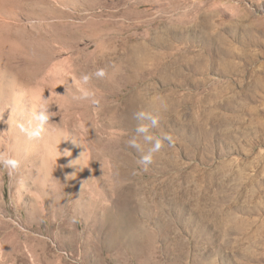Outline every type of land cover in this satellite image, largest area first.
I'll use <instances>...</instances> for the list:
<instances>
[{
	"label": "rangeland",
	"instance_id": "obj_1",
	"mask_svg": "<svg viewBox=\"0 0 264 264\" xmlns=\"http://www.w3.org/2000/svg\"><path fill=\"white\" fill-rule=\"evenodd\" d=\"M0 76V264H264V0H0Z\"/></svg>",
	"mask_w": 264,
	"mask_h": 264
},
{
	"label": "clouds",
	"instance_id": "obj_2",
	"mask_svg": "<svg viewBox=\"0 0 264 264\" xmlns=\"http://www.w3.org/2000/svg\"><path fill=\"white\" fill-rule=\"evenodd\" d=\"M98 79H105L107 73L104 69H97L94 73L82 74L81 87L78 88V95L74 96V99L78 100H92L93 93L86 87L92 77ZM49 105L41 101L37 104L36 108L31 110L26 122L18 123L20 131L29 139L39 138L45 131V126L48 124L50 118ZM133 118L138 121L137 127L135 128V134L127 140V146L134 149L139 154L138 163L145 167L154 163V157L163 148L165 142L169 145L173 143V138L170 134H163L162 136L155 135L152 129L160 127L162 116L159 111H145L143 109L133 113ZM21 161L14 158L10 154L0 153V168L7 171L9 177L15 175L20 168Z\"/></svg>",
	"mask_w": 264,
	"mask_h": 264
},
{
	"label": "bare ground",
	"instance_id": "obj_3",
	"mask_svg": "<svg viewBox=\"0 0 264 264\" xmlns=\"http://www.w3.org/2000/svg\"><path fill=\"white\" fill-rule=\"evenodd\" d=\"M7 75V74H6ZM1 77V76H0ZM2 78V77H1ZM10 80V79H9ZM7 88H9V87H7ZM9 95V94H8Z\"/></svg>",
	"mask_w": 264,
	"mask_h": 264
}]
</instances>
